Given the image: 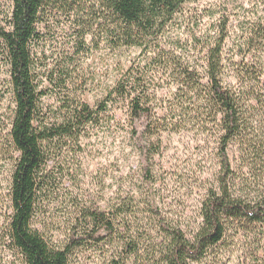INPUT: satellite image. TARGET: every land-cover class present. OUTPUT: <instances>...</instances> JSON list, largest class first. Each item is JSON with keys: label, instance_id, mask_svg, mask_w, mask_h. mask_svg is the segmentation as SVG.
<instances>
[{"label": "rangeland", "instance_id": "rangeland-1", "mask_svg": "<svg viewBox=\"0 0 264 264\" xmlns=\"http://www.w3.org/2000/svg\"><path fill=\"white\" fill-rule=\"evenodd\" d=\"M88 4L89 0H82L55 9L39 26L43 40L35 46L34 60L40 73V90L48 93L42 98L47 119L58 114L56 95L60 92L55 93L57 89L48 76L57 65H69L72 75L62 93L75 94L95 108L130 65H158L154 59L161 56L167 59L162 60L164 65H190L205 77L209 50L222 44L225 84L249 109L247 119L253 140L264 143V52H251L246 45L251 29L264 21L261 0H191L154 39L149 50L115 49L93 32L99 41L89 35L84 44L91 52L77 45L92 15ZM10 7L11 0H5L6 11ZM243 65L244 69L257 70L254 79L242 75L239 68ZM153 78L152 106L156 115L166 119L171 118V111L181 115L174 110L176 85L170 83L167 74L155 73ZM14 107L11 96L1 105L7 136ZM192 117L181 116L183 121L175 131L155 138L160 140L161 150L151 166V181L144 179L139 153L132 145L125 104L112 106L107 120L88 127L79 141H68L63 148L46 143L47 164L33 228L50 246L64 249L77 227V235L86 230L90 211H117L128 206L134 210L129 220L145 231L150 241L158 239L160 219L192 238L202 223L203 203L209 190L217 188L221 171L218 131L201 129ZM246 153L241 143L230 147L233 167L251 183L254 178L244 165ZM18 156L10 147L0 152V250L12 214L10 188ZM2 251L8 257L6 261L24 264L6 249ZM118 251L111 243L90 240L72 252L70 264H112ZM143 261L149 264L145 258ZM195 264H264V226L230 236L205 261Z\"/></svg>", "mask_w": 264, "mask_h": 264}, {"label": "trees", "instance_id": "trees-1", "mask_svg": "<svg viewBox=\"0 0 264 264\" xmlns=\"http://www.w3.org/2000/svg\"><path fill=\"white\" fill-rule=\"evenodd\" d=\"M80 1L11 0L6 11L5 0H0V152L10 147L19 155L11 180L12 214L1 239L0 264H13L6 261L8 257L2 251L5 249L24 264H70L72 252L90 240L116 246L119 251L112 264H142L143 258L149 264H195L205 261L230 236L263 227L264 143L253 140L247 119L249 109L225 84L222 44L209 50L205 77L190 65H164L161 62L167 59L161 56L154 59L158 65H130L121 71L115 86L95 108L75 94L62 93L72 75L69 65H57L48 76L57 89L55 93L60 92L56 95L58 114L49 115L52 120L46 118L42 98L48 93L40 90V73L34 60L35 46L43 40L39 26L48 13ZM190 1L89 0L92 15L83 26L77 45L88 49L85 37L93 35V41H99L93 33L96 32L115 49L149 50L154 39ZM246 45L250 51L264 52V21L251 29ZM244 68V65L239 68L242 75L254 79L257 70ZM155 73L167 74L170 83L176 85L174 110L181 115L174 114L176 111H171L169 119L156 115L151 89ZM7 96L12 97L15 105L8 136L1 113ZM121 104L129 109L131 142L139 153L147 181L152 180L151 166L161 150L160 140L155 139L158 135L175 131L188 115L193 116L201 129L218 131L221 171L217 188L209 190L203 203L201 226L188 238L180 228L160 219L156 229L158 239L150 241L145 231L129 220L134 210L130 211L128 206L117 211L94 210L86 217L89 224L86 230H81L82 235L76 234L77 227L70 243L64 249H55L33 228L47 164L45 144L63 148L68 141H79L88 127L104 123L112 106ZM233 143L246 146L244 165L254 182H247L233 167L230 158Z\"/></svg>", "mask_w": 264, "mask_h": 264}]
</instances>
